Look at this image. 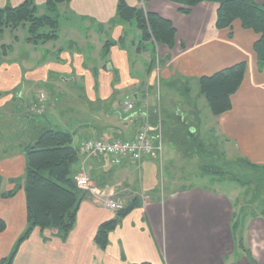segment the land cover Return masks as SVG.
<instances>
[{
    "label": "crops",
    "instance_id": "1",
    "mask_svg": "<svg viewBox=\"0 0 264 264\" xmlns=\"http://www.w3.org/2000/svg\"><path fill=\"white\" fill-rule=\"evenodd\" d=\"M23 1L0 0V6ZM45 1L34 0L39 7ZM118 1L64 2L68 13L64 22L70 32H64L66 38L58 49L54 45L58 53L55 61L18 65L11 59L1 68L0 91L17 90L14 92L22 97V106L15 112L17 102L12 104L13 97H6L9 116H0V193L11 190L14 180H23L26 149L48 127L72 134L79 150L75 175L84 170L93 187L108 190L124 206L135 201L139 204L120 218L109 233L106 248H101L95 241L98 228L117 217V212L89 190H81L76 222L68 236L61 239L55 229L35 228L21 242L12 264H223V255L227 258L230 253L235 264H264V231L261 247L233 238L235 206L227 194L205 184L216 180L207 173L205 158L202 170L198 162L196 173L187 170L190 160H198L196 155L205 152L200 147L201 136L205 137L201 126L208 117L197 96L190 95L191 84L201 92V76L242 61L247 68L232 96L233 107L214 115L210 122L226 146L222 151L225 161L217 157V164L245 159L264 165V64H259L254 51L260 34L243 28L239 21L232 27L218 28L216 2L199 3L186 14L171 0H125L172 21L174 46L157 47L153 40H143L134 19L126 21L116 15ZM257 2L264 4V0ZM59 31L54 40L60 39ZM155 53L159 64L153 61ZM163 88L167 92L163 93ZM40 96L46 101L45 112L42 119L35 120L41 115L28 109L31 104H41ZM126 100H133L132 110L125 111ZM57 110L70 120L52 121L47 113ZM4 118L9 121L4 122ZM25 126L35 129L27 142H5V137L18 139L24 133L20 128ZM143 129L165 143L166 164L161 158L163 151L156 156L159 158L135 162L123 157L114 164L110 156L89 155L82 146L87 138L130 139ZM178 155L183 158L177 159ZM162 168L169 182L164 187L160 186ZM190 173L194 181L185 175ZM0 219L5 223L0 231L2 264L28 227L23 188L13 197L0 196Z\"/></svg>",
    "mask_w": 264,
    "mask_h": 264
},
{
    "label": "trees",
    "instance_id": "2",
    "mask_svg": "<svg viewBox=\"0 0 264 264\" xmlns=\"http://www.w3.org/2000/svg\"><path fill=\"white\" fill-rule=\"evenodd\" d=\"M71 0H46L47 12L37 15L38 6L34 0H25L12 6H0V33L6 27L16 29L20 25H28L30 37L28 41L37 43L56 39L59 31V15L57 6ZM146 1V0H145ZM179 4V10L189 13L193 7L202 2H216L217 27H232L239 21L245 29L260 34L254 43V51L259 64H264V4L257 0H171ZM116 15L126 21L134 19L142 33L143 40H153L156 46L166 45L172 48L175 44L176 29L172 21L144 7L129 5L119 0ZM154 55V62L156 60ZM158 55V54H157ZM246 61L238 62L213 74L199 78L202 94L206 97L210 111L219 116L233 107L232 96L241 86ZM205 153V152H204ZM26 169L23 180L16 179L15 186L0 193L3 198L17 194L20 188L25 193L28 227L17 240L12 252L1 260L2 264H12L18 247L35 229H55L61 239H65L75 225L77 212L82 200L75 182L73 166L79 159V150L73 144V136L69 131L55 128H43L34 143L25 152ZM206 160V159H205ZM245 169H250L264 176V165L254 164L249 160H239ZM217 168L206 165L208 174L230 176V166L216 164ZM208 169V170H207ZM139 203L137 201L124 206L117 212V217L103 222L95 235V241L101 248H106L109 233L116 229L121 217L126 216ZM5 223L0 219V231ZM149 264V263H144Z\"/></svg>",
    "mask_w": 264,
    "mask_h": 264
},
{
    "label": "rangeland",
    "instance_id": "3",
    "mask_svg": "<svg viewBox=\"0 0 264 264\" xmlns=\"http://www.w3.org/2000/svg\"><path fill=\"white\" fill-rule=\"evenodd\" d=\"M65 8V3H60L57 6L59 21H62H60V26H62V28L60 27L59 40L52 39L45 42L40 41L39 43L29 42L27 39L28 37H30V32L29 26L27 24L20 25L16 29H12L10 27L4 28V30L0 33V70L5 64L9 63L11 59H14V63L18 65H23L25 61H28L26 63L29 64H36L40 60H46L47 63L51 60L55 61V55H57L58 53L56 54L57 50L54 49V45H56V48L58 49L59 45L64 42L62 38H66L64 32L65 34H67V32H70L68 23L66 24V22H64V20H66V15L68 14L66 12L67 8L66 10ZM45 13H49L47 12L46 6H38L37 15H43ZM156 56V63L158 60L159 64V57L158 55ZM191 85L193 89H191L190 95L193 97L197 96L195 99L197 100L198 105L200 106L202 111L208 114V117L205 118V124L201 126V132L203 135L205 134V137L201 136L200 147L203 149V151H205V153L201 150V155H196L198 160H190V165L187 167V170L191 173H196V170H198V168L199 170H202L201 163L205 161L204 159H202V157L206 159L207 166L213 167L214 169H219L216 165L218 161L217 157H220V160H224L222 151H224L226 146H224L221 137L219 136L218 130L214 128L210 123L212 122L211 118H213L214 115L210 111V106L206 97L201 92H199L198 86L194 87L193 84ZM14 91L17 90L13 89L12 92L0 91V116H2L3 114L9 116L8 113L10 107L8 106V104L4 103L6 97H13L12 104H15L17 102V105L13 108L15 112L18 113L19 108L17 109V106H22V103L20 102L22 100V97L20 98ZM164 91L167 92L165 88H163V93ZM175 93L176 91L174 90L173 94ZM47 115L50 119H52V121H55L56 123H62V121L64 120L68 122L70 120V116L65 114L67 116L66 118L64 113L61 114L59 110H57L56 113L54 111H48ZM38 118L42 119V114L41 116L36 117L35 120H37ZM6 120L9 121V118H4L3 121L5 122ZM20 129L24 131V133L20 134L18 139L14 138L13 141H10L9 137L7 139L5 137V142H8L9 144H13V142H17V144L20 142L25 143L35 131L34 126H25ZM164 146L165 143L163 144V148ZM162 151V162L163 164H166V149ZM181 158H183L182 155H178L177 159ZM212 160H214L216 163H214ZM197 162L201 164V166H196L195 163ZM218 164H221V162H218ZM224 166H230L231 170L233 171L230 176L212 175V177L216 180L205 182V184H207V186H213L223 193L227 194L230 197L231 203L235 206V213L233 215V238L238 242L243 239L248 242V245L249 242H253L254 244L258 243L256 245H258V247H261L260 244H263V242L259 243V240L262 239L261 230L264 231V229H260L259 224L262 228H264V176L259 174V172L245 169L244 163L239 160H236L231 164H224ZM191 173L185 175L189 176L188 179L190 181H194L195 176ZM167 182L168 174L166 171H163L162 168V170L160 169V186L164 187L165 185L169 184V182ZM247 255L249 254L247 253ZM212 258H214V255L212 256ZM222 261L223 264H235L231 253L227 256V258L223 255Z\"/></svg>",
    "mask_w": 264,
    "mask_h": 264
},
{
    "label": "built area",
    "instance_id": "4",
    "mask_svg": "<svg viewBox=\"0 0 264 264\" xmlns=\"http://www.w3.org/2000/svg\"><path fill=\"white\" fill-rule=\"evenodd\" d=\"M41 104H31L28 112L34 115H41L45 112L46 101L43 96L39 97ZM134 108L133 100H126L124 103L125 111ZM147 121L149 119L146 113ZM82 146L86 153L93 156L108 155L114 164H119L123 157H128L135 162H141L144 158L160 156L163 144L160 136L151 137L148 129L137 132L132 138H114L104 139L101 137L87 138L83 141ZM76 185L81 190H89L96 199L103 202L106 207L118 212L124 207V203L119 198H112L109 191L96 186L92 182L88 173L84 170L78 172L75 177Z\"/></svg>",
    "mask_w": 264,
    "mask_h": 264
},
{
    "label": "water",
    "instance_id": "5",
    "mask_svg": "<svg viewBox=\"0 0 264 264\" xmlns=\"http://www.w3.org/2000/svg\"><path fill=\"white\" fill-rule=\"evenodd\" d=\"M144 116H145V118H146V113L144 114ZM146 123H147V118H146ZM147 124H148V123H147ZM147 124H146V125H147Z\"/></svg>",
    "mask_w": 264,
    "mask_h": 264
}]
</instances>
